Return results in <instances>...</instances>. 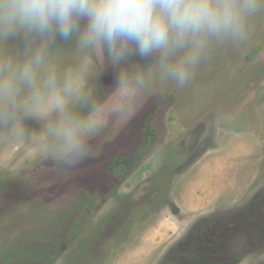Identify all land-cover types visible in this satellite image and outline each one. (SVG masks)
I'll list each match as a JSON object with an SVG mask.
<instances>
[{"label":"rangeland","instance_id":"1","mask_svg":"<svg viewBox=\"0 0 264 264\" xmlns=\"http://www.w3.org/2000/svg\"><path fill=\"white\" fill-rule=\"evenodd\" d=\"M81 58L74 41L51 53L59 70ZM151 62L97 61L86 88L100 126L76 167L5 140L0 264H264V8L183 88ZM121 71L144 74L133 101Z\"/></svg>","mask_w":264,"mask_h":264},{"label":"clouds","instance_id":"2","mask_svg":"<svg viewBox=\"0 0 264 264\" xmlns=\"http://www.w3.org/2000/svg\"><path fill=\"white\" fill-rule=\"evenodd\" d=\"M262 8L264 0H0V133L74 168L89 158L100 126L86 88L97 61L120 68L134 56L151 59L162 79L183 88L211 45L247 39L249 18ZM70 41L82 58L59 70L51 53ZM145 87L142 72L118 73L125 100Z\"/></svg>","mask_w":264,"mask_h":264},{"label":"crops","instance_id":"3","mask_svg":"<svg viewBox=\"0 0 264 264\" xmlns=\"http://www.w3.org/2000/svg\"><path fill=\"white\" fill-rule=\"evenodd\" d=\"M26 123H27V125L29 126V127H39L38 126V124H36V122L35 121H33V120H27L26 121ZM0 139L3 141V142H0V150L1 151H12V147H10L8 144H11V143H5V140L6 141H8V140H10V138L9 137H7L5 134H3V133H0ZM4 143V144H3ZM28 146H30V147H28L29 149H33L34 148V146H32V145H30V144H28Z\"/></svg>","mask_w":264,"mask_h":264}]
</instances>
